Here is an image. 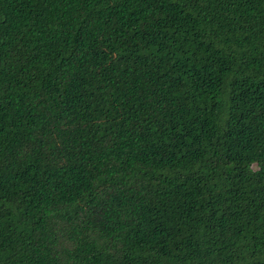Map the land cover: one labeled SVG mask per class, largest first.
Segmentation results:
<instances>
[{
    "label": "trees",
    "instance_id": "16d2710c",
    "mask_svg": "<svg viewBox=\"0 0 264 264\" xmlns=\"http://www.w3.org/2000/svg\"><path fill=\"white\" fill-rule=\"evenodd\" d=\"M0 264H264V0H0Z\"/></svg>",
    "mask_w": 264,
    "mask_h": 264
}]
</instances>
